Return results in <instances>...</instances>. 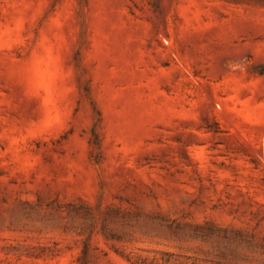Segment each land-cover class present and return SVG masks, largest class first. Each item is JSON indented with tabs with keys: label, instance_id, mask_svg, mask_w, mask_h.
<instances>
[{
	"label": "rangeland",
	"instance_id": "1",
	"mask_svg": "<svg viewBox=\"0 0 264 264\" xmlns=\"http://www.w3.org/2000/svg\"><path fill=\"white\" fill-rule=\"evenodd\" d=\"M84 257L264 264V0H0V264Z\"/></svg>",
	"mask_w": 264,
	"mask_h": 264
},
{
	"label": "trees",
	"instance_id": "2",
	"mask_svg": "<svg viewBox=\"0 0 264 264\" xmlns=\"http://www.w3.org/2000/svg\"><path fill=\"white\" fill-rule=\"evenodd\" d=\"M115 236V235H114ZM85 255V254H84ZM84 264H88L86 258L84 257ZM142 264H146L145 262H143Z\"/></svg>",
	"mask_w": 264,
	"mask_h": 264
}]
</instances>
